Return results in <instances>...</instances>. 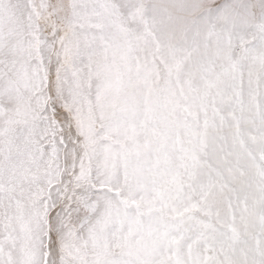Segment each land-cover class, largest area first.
I'll use <instances>...</instances> for the list:
<instances>
[{
  "label": "snow or ice",
  "instance_id": "obj_1",
  "mask_svg": "<svg viewBox=\"0 0 264 264\" xmlns=\"http://www.w3.org/2000/svg\"><path fill=\"white\" fill-rule=\"evenodd\" d=\"M0 264H264V0H0Z\"/></svg>",
  "mask_w": 264,
  "mask_h": 264
}]
</instances>
